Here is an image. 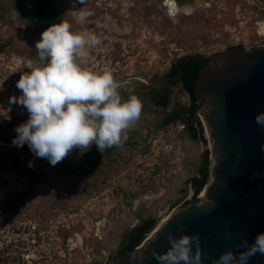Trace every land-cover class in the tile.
<instances>
[{
	"label": "rangeland",
	"instance_id": "rangeland-1",
	"mask_svg": "<svg viewBox=\"0 0 264 264\" xmlns=\"http://www.w3.org/2000/svg\"><path fill=\"white\" fill-rule=\"evenodd\" d=\"M18 1L0 0V264H23L27 244L42 257L34 264H104L143 220L153 219L157 227L175 208L195 201L190 179L198 176L206 152L211 164L201 117L206 143L194 139L182 121L165 125L173 111L190 104L167 77L171 65L230 46H264L258 25L264 0H207V6L175 19L158 0H47L73 31L100 36L85 66L111 70L122 98L136 95L143 105L122 147L102 153L95 144L87 151L73 149L61 168L35 156L27 143L13 144L15 128L29 113L11 98L22 95L16 82L37 58L42 33L17 13ZM80 11L88 13L83 24L75 20ZM164 89L165 108L151 101V93ZM99 155L98 168L91 169L84 158L95 162ZM67 166L76 174H65Z\"/></svg>",
	"mask_w": 264,
	"mask_h": 264
},
{
	"label": "water",
	"instance_id": "water-1",
	"mask_svg": "<svg viewBox=\"0 0 264 264\" xmlns=\"http://www.w3.org/2000/svg\"><path fill=\"white\" fill-rule=\"evenodd\" d=\"M175 1L159 0V6L169 5L176 16ZM202 58L207 64L196 85L195 120L203 119L211 146L205 195L175 208L152 236L111 264H159L153 252H166L168 236L183 234L199 235L202 264H212L225 251H244L237 248L242 239L251 244L264 232V127L255 122L264 113V46H230ZM248 264H264V255H253Z\"/></svg>",
	"mask_w": 264,
	"mask_h": 264
},
{
	"label": "clouds",
	"instance_id": "clouds-1",
	"mask_svg": "<svg viewBox=\"0 0 264 264\" xmlns=\"http://www.w3.org/2000/svg\"><path fill=\"white\" fill-rule=\"evenodd\" d=\"M75 2L83 4L85 0ZM87 16L86 11H80L75 20L83 24ZM100 44L95 32L73 31L72 25L62 20L41 33L35 44L37 58L27 62L29 71L22 72L16 82L22 95L11 98L29 113L28 120L15 128V146L27 143L35 156L46 158L52 166L76 148L87 151L95 144L102 153L106 148L123 146L127 130L140 118L143 105L136 95L122 98L111 70L96 72L85 66L91 49ZM255 122L264 127V113L258 114ZM257 175L253 173V178ZM168 240L166 252H153L159 264H202L206 253L198 234L169 235ZM240 247L244 251H225L212 264H248L253 255H264V232L251 244L242 239ZM131 259L139 261L143 256Z\"/></svg>",
	"mask_w": 264,
	"mask_h": 264
},
{
	"label": "trees",
	"instance_id": "trees-1",
	"mask_svg": "<svg viewBox=\"0 0 264 264\" xmlns=\"http://www.w3.org/2000/svg\"><path fill=\"white\" fill-rule=\"evenodd\" d=\"M17 13L21 16L31 19L37 24L41 32L46 30L53 23L61 22L62 16L57 12L52 4L47 0H20L16 2L14 6ZM203 56H186L180 58L174 62L167 74L170 79V83L175 85H180L181 88L187 93L190 104L188 108L184 111H173L166 119L165 125H171L176 121H182L186 123L191 136L194 139H199L203 143H206L204 138V130L201 122L199 120L195 121L197 100L196 95V85L199 78L200 71L206 66L207 60L202 58ZM151 101L154 105L158 107H167L169 105V90L164 89L161 92L151 93ZM103 156L99 155L95 162L87 157L84 158L86 162L89 163L91 169H97L99 162L102 160ZM63 163L59 162L55 167H63ZM54 167V166H52ZM65 174H76L72 166H67ZM210 175V160L209 153L206 152L203 161V166L198 172V176L190 179V184L193 189L194 200H197V196L206 186ZM156 227V222L153 219H147L142 221L137 225L126 237L123 248L119 251L117 256L110 260V264L115 261L118 257H121L126 252L134 251L142 242L148 237V235Z\"/></svg>",
	"mask_w": 264,
	"mask_h": 264
},
{
	"label": "bare ground",
	"instance_id": "bare-ground-1",
	"mask_svg": "<svg viewBox=\"0 0 264 264\" xmlns=\"http://www.w3.org/2000/svg\"><path fill=\"white\" fill-rule=\"evenodd\" d=\"M207 0H176L175 1V6L174 8L172 7L173 12L177 13L176 16H172L171 14V10H170V6L169 5H162V9L164 10V12L168 15H170L172 18H176L178 16L179 13H184V14H191L196 8L202 7V6H207ZM258 25L260 27V33L264 34V11H260L259 12V16H258ZM204 123V122H203ZM205 135L206 137L209 139V134L207 132V129L205 128ZM211 147V146H210ZM205 190H202L199 197L202 198L205 195ZM171 214V213H170ZM170 214L168 216H166L160 223L159 225L163 224L164 222H166L168 220V218L170 217ZM159 225L156 227V229L159 227ZM101 232V231H99ZM156 232V230L154 232H151L150 236H152L154 233ZM80 244V241H79Z\"/></svg>",
	"mask_w": 264,
	"mask_h": 264
},
{
	"label": "built area",
	"instance_id": "built-area-1",
	"mask_svg": "<svg viewBox=\"0 0 264 264\" xmlns=\"http://www.w3.org/2000/svg\"><path fill=\"white\" fill-rule=\"evenodd\" d=\"M262 11H264V9ZM74 217H75L74 214L68 216V218L70 220H73ZM65 220H67V219H65ZM99 238L102 239V236L99 237ZM32 243H34V245H35V243H37V242L35 240H33ZM31 247L32 246H30V244H27V248H24L23 249L24 252L21 254V257L23 259L22 260L23 261V264L24 263L25 264H34V262H36L37 259L39 260V259L42 258V257H38L39 255H36V252L35 251L37 250V248L31 249ZM13 264H17V263H13Z\"/></svg>",
	"mask_w": 264,
	"mask_h": 264
},
{
	"label": "flooded vegetation",
	"instance_id": "flooded-vegetation-1",
	"mask_svg": "<svg viewBox=\"0 0 264 264\" xmlns=\"http://www.w3.org/2000/svg\"><path fill=\"white\" fill-rule=\"evenodd\" d=\"M157 5L159 6V0H158V2H157ZM143 221H144V220H143ZM122 248H123V247H122ZM122 248H121V249H122ZM121 249H120V250H121ZM120 250H119V251H120ZM119 251H117V252H116V253H115V254H114L109 260H106L104 264H110V260H111L113 257L117 256V254L119 253Z\"/></svg>",
	"mask_w": 264,
	"mask_h": 264
}]
</instances>
